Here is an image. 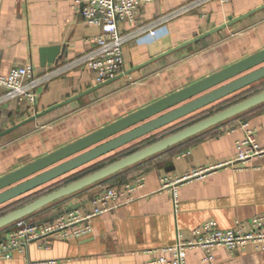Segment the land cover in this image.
Segmentation results:
<instances>
[{"label":"crops","instance_id":"0c3cea01","mask_svg":"<svg viewBox=\"0 0 264 264\" xmlns=\"http://www.w3.org/2000/svg\"><path fill=\"white\" fill-rule=\"evenodd\" d=\"M194 1L142 2L135 21L124 22L119 29L122 34L133 33ZM199 3L164 23L162 36L169 35L173 47L260 7L264 0ZM100 32V27L86 23L79 11L71 7V0H0V74L28 63L36 74L56 71L38 87L33 105L26 100L3 99L4 91L0 88V133L43 112L0 136V176L260 51L264 48V8L153 60L147 51V45L153 41L149 36L140 40L130 38L123 46L124 72L108 82L97 83L96 73L78 61L92 49L94 37ZM56 45L62 47L61 57L51 66H41L39 49ZM262 89L264 78L170 127L186 123L200 112H211L225 101ZM88 90L91 91L68 100ZM54 106L57 107L48 110ZM246 122L264 149L263 102L26 216L29 221L43 223L68 211L90 209L94 196L111 185L123 189L121 200L132 196L128 202L96 216L90 234L52 239L47 247L43 241L34 240L22 250H11L8 258L0 255V264H146L153 257H171L169 252L162 251L164 247L174 245L178 239L190 238L191 231L206 221L215 220L220 228L226 229L254 216L264 217V152L252 156L245 164L235 161V142L244 137L241 124ZM163 128L43 185L26 200L161 136ZM200 169L204 170L177 185L179 206L175 211L172 193L160 187V179L162 176L174 179ZM139 177H144L141 186L127 192L125 185L135 183ZM8 228L0 230V239L5 238ZM213 254V260L206 261L203 250L189 249L186 264H264V251L253 244L232 252L217 246Z\"/></svg>","mask_w":264,"mask_h":264},{"label":"water","instance_id":"95a60500","mask_svg":"<svg viewBox=\"0 0 264 264\" xmlns=\"http://www.w3.org/2000/svg\"><path fill=\"white\" fill-rule=\"evenodd\" d=\"M261 8H264V4L175 47L172 46L169 35L158 37V39L151 41L147 45L149 57L151 60L159 58L161 55L175 51L176 48L191 44L225 28L227 25L240 21ZM61 52L62 47L60 45L41 47L39 49L40 65L51 66L55 64L61 57ZM263 78L264 48L204 78L196 80L194 83L174 93L161 97L159 100L143 106L137 111L126 114V116L109 123V125L96 129L92 133L79 137L71 143L63 145L36 160L26 163L24 166L0 176V207L9 204L11 201L21 199V197L35 192L43 185L70 174L76 169L92 163L94 160L109 155L112 151L144 138L147 134L177 122V120L225 99L229 95L244 90ZM90 91L77 94L68 100H73ZM263 102L264 89L246 96L244 99L228 105V107L215 111L203 119L195 121L193 124L178 129V131L165 135L157 141L129 152L121 158L76 178V180L43 193V195L0 215V230L19 219L26 218V216L41 210L43 206L75 194L86 187L94 185V183L108 179L112 175L127 169V167L178 145V143L194 137L195 134L226 122L251 108L261 105ZM42 113H37L23 122L7 128L6 131L0 133V136L24 125V123L40 116Z\"/></svg>","mask_w":264,"mask_h":264},{"label":"built area","instance_id":"2783aa9c","mask_svg":"<svg viewBox=\"0 0 264 264\" xmlns=\"http://www.w3.org/2000/svg\"><path fill=\"white\" fill-rule=\"evenodd\" d=\"M147 1L149 0H71V7L79 11L86 23L101 28V32L94 37L92 49L78 61L96 73L97 83L113 79L124 72L123 46L130 38L140 40L149 36L152 40L158 39L163 35L164 23L171 19V16L187 12L201 2V0H196L168 17L158 19L150 26L142 27L130 34H122L119 25L124 22L133 23L140 4ZM222 1L226 2V0ZM55 73V70H48L36 74L30 63L11 68L5 75L0 74V88L4 91L3 99L26 100L33 105L37 100L38 87L48 82ZM241 127L245 135L235 142V161L245 164L252 156L264 152V149L259 146L256 133L253 128L249 127L248 122L242 123ZM203 170L200 169L193 174H185L174 179L162 176L160 187L170 189L175 211L179 206L177 185ZM143 180L144 177H139L135 183H128L124 188L132 193L141 186ZM124 193L122 188L111 185L94 196L90 209L68 211L43 223L32 222L25 218L19 219L9 224L5 238L0 239V255L8 258L11 250H22L34 240L43 241V246L47 247L52 239L86 236L92 232V220L96 216L131 200V195L121 200ZM249 244L264 251L263 216H254L248 222H237L231 228L226 229L220 228L215 220L206 221L191 231L190 238L178 239L174 245L164 247L162 251L169 252L171 257L165 255L153 257L146 264H186L187 251L198 248L203 250L206 261H212L213 250L217 246H224L232 252Z\"/></svg>","mask_w":264,"mask_h":264},{"label":"trees","instance_id":"16d2710c","mask_svg":"<svg viewBox=\"0 0 264 264\" xmlns=\"http://www.w3.org/2000/svg\"><path fill=\"white\" fill-rule=\"evenodd\" d=\"M244 90H245V89H244ZM239 92H240V91H239ZM256 92H259V91H254L253 94L256 93ZM235 94L237 95L238 92L235 93ZM250 95H251V94H250ZM247 96H249V95H247ZM245 97H246V95H245L244 97H242V98H235V99H233L232 101H228V102L225 101V103L223 102V103H221V105H218V106H216L215 108H213V110H211V112H210V111H208V112H206V111H204V112H200L199 114H197L196 118H194L193 121H189V122L183 123V124L179 125L177 128H174V129H172V130H168L167 132L162 133L161 136H159V137L151 138V139L147 140L143 145L131 147V148L127 149V151H125V153H122V154H121L120 156H118V157L111 158L108 162H103V163H99V164L93 165L92 168H89V169H87V170L82 171L81 173H78L76 176L72 177V178L69 179L67 182H66V181L63 182V184L68 183V182L73 181V180H76V178H78V177H81V176H83V175H86V174L92 172L93 170H95V169H97V168H99V167H102V166H104V165L110 163V162L113 161V160H116V159H118V158H121V157L127 155V153H129V152H132V151H134V150H137V149H139V148H142V147H144V145H147V144H150V143H152V142H154V141H157V140L161 139L162 137H164L165 135H168V134H170V133H172V132L178 131V129H181V128L185 127V126H188V125H190V124H193V123H195V121H198V120H200V119H203L204 117L210 115L211 113H213V112H215V111H218V110H220V109H223V108H225V107H228V105L233 104V103H235V102H238V101H240L241 99H244ZM222 100H224V99H222ZM222 100H220V101H218V102H215V104L220 103ZM213 104H214V103H213ZM201 110H202V109H201ZM189 116H190V115H189ZM186 117H188V116H186ZM183 118H184V117H183ZM183 118H182V119H183ZM179 120H181V119H179ZM179 120H177V121H179ZM174 123H176V122H174ZM174 123H172V124H170V125H167V127H166V126H165L164 128L162 127L163 130L165 129V131H166V129L169 128V126H172ZM60 185H62V183L59 184L58 186H54V188L50 189L49 191H51V190H53V189H55V188L60 187ZM49 191H46V192H49ZM46 192H45V193H46ZM28 201H29V200H28ZM26 202H27V200H26V201H23V203L18 202V203H16V205H14V203H13V204H11L12 206H10V205H9L10 207L8 206V207H9L8 210H3L2 212H0V215L5 214V213L9 212V210H12V209H14V208H16V207H18V206H21V205L25 204ZM6 208H7V207H6Z\"/></svg>","mask_w":264,"mask_h":264},{"label":"rangeland","instance_id":"374dc122","mask_svg":"<svg viewBox=\"0 0 264 264\" xmlns=\"http://www.w3.org/2000/svg\"><path fill=\"white\" fill-rule=\"evenodd\" d=\"M194 118H196V116H194ZM193 120H194V119H190L189 121H193ZM189 121H188V122H189ZM174 127H178V125H177V126H173V127H170V126H169V128H167L165 132H167L168 130H172V129H174ZM34 193H35V192H34ZM38 193H39V192H38ZM31 194H32V195H30V196L24 198L25 201H26V199H28L29 197H32V196L35 195V194H33V193H31ZM23 201H24V200H23ZM23 201H22V200L20 201V199L17 200V202H21V203H23ZM15 202H16V201H15ZM17 202H16V203H17ZM16 203H14V205H16ZM10 204H11V203H10ZM10 204H9V205H10ZM9 205H7V206H9ZM7 206L2 207L1 209H3V210H8L9 207L12 206V205H10L9 207H7ZM6 207H7V208H6ZM3 210H0V212H2Z\"/></svg>","mask_w":264,"mask_h":264}]
</instances>
